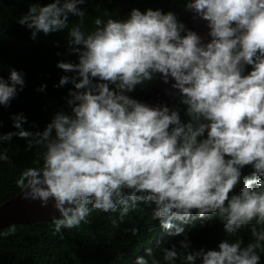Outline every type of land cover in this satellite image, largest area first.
<instances>
[{
    "label": "clouds",
    "instance_id": "clouds-1",
    "mask_svg": "<svg viewBox=\"0 0 264 264\" xmlns=\"http://www.w3.org/2000/svg\"><path fill=\"white\" fill-rule=\"evenodd\" d=\"M84 3H32L16 21L32 39L67 29L69 51L78 59L57 62L74 73L61 76L56 85L74 86L66 98L70 111L58 110L36 132L25 130L26 118L17 113L11 117L17 131L0 135V141L18 136L26 139L27 149L33 144L45 149L42 166L26 168L16 180L24 199L46 206L51 198L59 213L53 218L57 233L87 222L93 210L118 211L122 221L138 202L155 205L152 219L183 238L163 247L159 257L146 248V256L136 257L134 264H260L264 0H185L187 11L207 21V42L174 12L159 8H132L123 19L96 17L95 27L85 31V10L78 7ZM70 15L78 18L71 27ZM157 74L179 91L187 121L178 107L150 105L129 95ZM24 83L23 71L15 68L7 78L0 76V105L7 107ZM8 159L5 148L0 160ZM246 165L251 172L243 175ZM193 210L201 224L221 221L227 235L215 249L190 250L180 226ZM249 225L254 239L247 244L227 238ZM15 230L11 224L0 236Z\"/></svg>",
    "mask_w": 264,
    "mask_h": 264
},
{
    "label": "trees",
    "instance_id": "trees-1",
    "mask_svg": "<svg viewBox=\"0 0 264 264\" xmlns=\"http://www.w3.org/2000/svg\"><path fill=\"white\" fill-rule=\"evenodd\" d=\"M51 0H0V76L7 78L9 68L24 73V87L10 101L7 107L0 105V135L15 132L11 117L22 113L26 122L25 130L43 131L58 110L70 111L66 104L71 83L63 86L58 81L63 75H74L57 67L58 61L78 62L77 54L71 53L67 45V29L49 33H39L35 39L30 37V30L18 24L17 18L27 11L28 5L39 3L45 5ZM185 0H85L78 7L85 10L83 29L90 31L95 27L96 17L107 19L126 18L132 8L142 12L147 8H159L163 12L172 11L187 26L190 12L184 7ZM78 18L69 16V27ZM156 76L129 95L141 100ZM43 91H38L40 85ZM180 108L182 121L189 118L184 114L180 96L170 107ZM7 148V161L0 160V204L22 190L16 185L20 173L29 167L39 168L43 164V145L26 148V139L13 136L11 141H0V151ZM251 172V166L242 169L243 175ZM240 185L233 190L239 191ZM232 193H229L231 195ZM139 206L130 211L119 221V213H103L93 210L87 222L61 232L54 231L52 220H39L30 223L15 224V233L0 236V264H134L136 257L146 256L145 249L151 248L159 257L161 249L176 243L183 235L172 236L170 229H163L151 216L153 204L138 202ZM215 216V214H213ZM113 220H117L113 224ZM190 222L187 223L186 221ZM178 222V221H177ZM181 222V221H180ZM255 224V220L251 225ZM245 226L231 240L241 238L247 244L254 238L250 226ZM8 226L0 228V233L7 231ZM190 241V250L203 247L215 249L225 239L223 225L219 219L201 224V218L193 215L180 226ZM264 225H257V228ZM132 228L138 231L134 234ZM168 235L155 241L162 231ZM260 253V264H264V250ZM177 264H183L177 261Z\"/></svg>",
    "mask_w": 264,
    "mask_h": 264
},
{
    "label": "water",
    "instance_id": "water-1",
    "mask_svg": "<svg viewBox=\"0 0 264 264\" xmlns=\"http://www.w3.org/2000/svg\"><path fill=\"white\" fill-rule=\"evenodd\" d=\"M186 27L197 32L205 42L210 39L207 35L209 31L207 21L196 17L192 12H190ZM171 83L170 79L168 84H164L157 74L141 101L150 105L162 103L170 107L179 97V91L172 89ZM58 216L59 213L54 209L51 198L46 206H41L38 199H24L23 191L0 204V228L11 224L52 220Z\"/></svg>",
    "mask_w": 264,
    "mask_h": 264
}]
</instances>
